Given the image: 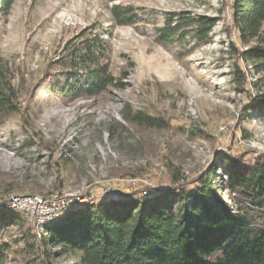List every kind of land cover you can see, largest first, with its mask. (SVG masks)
<instances>
[{
	"label": "rangeland",
	"instance_id": "374dc122",
	"mask_svg": "<svg viewBox=\"0 0 264 264\" xmlns=\"http://www.w3.org/2000/svg\"><path fill=\"white\" fill-rule=\"evenodd\" d=\"M233 2L0 0V59L15 78L20 109L0 124V210L27 194L74 195L82 198L77 208L142 196L170 187L175 171L192 184L216 167L221 186L224 155L245 162L264 155V113L250 111L264 92V69L242 57L264 46V32L244 44ZM115 5L129 10V25L116 24ZM182 14L217 19L207 44L186 31L183 41L158 42V29ZM91 32L105 41L124 88L76 100L51 92L48 79L61 75L57 63L67 45ZM126 105L130 116L140 111L165 128L126 122ZM28 223L2 233L10 250L0 264H81L79 252L44 247L45 229L29 223L37 239L30 238Z\"/></svg>",
	"mask_w": 264,
	"mask_h": 264
},
{
	"label": "trees",
	"instance_id": "16d2710c",
	"mask_svg": "<svg viewBox=\"0 0 264 264\" xmlns=\"http://www.w3.org/2000/svg\"><path fill=\"white\" fill-rule=\"evenodd\" d=\"M232 8L241 41H260L264 0H234ZM111 13L118 26L130 24L128 9L115 5ZM216 25L215 18L177 15L166 28L158 29L157 40L168 45L191 34L204 45ZM77 40L81 41L70 42L59 58L62 73L49 77V90L76 100L94 98L112 87L123 89L124 84L110 69L105 41L92 32ZM242 57L264 69V46L250 47ZM14 80L9 66L0 59V124L20 112ZM128 110L126 105V122L165 128L159 118L140 111L130 116ZM254 110L264 113V92L255 96L250 111ZM222 162L227 178L221 186L215 182L216 167L192 184L175 171L170 187L149 189L137 197L108 198L63 214L58 222L46 226L39 242L44 247H60L64 253L79 252L81 264H264V155L250 162L224 155ZM27 223L18 211L0 210V263L10 250L2 233ZM28 225L29 237L37 239Z\"/></svg>",
	"mask_w": 264,
	"mask_h": 264
},
{
	"label": "built area",
	"instance_id": "2783aa9c",
	"mask_svg": "<svg viewBox=\"0 0 264 264\" xmlns=\"http://www.w3.org/2000/svg\"><path fill=\"white\" fill-rule=\"evenodd\" d=\"M82 198L72 197L65 198L58 196L57 199H38L30 198L28 195H19L16 198L5 201V203L14 204L18 209H24V214L32 216L36 226H41L50 215L59 214L69 211L74 203H79ZM84 200L93 201L92 198H83Z\"/></svg>",
	"mask_w": 264,
	"mask_h": 264
},
{
	"label": "bare ground",
	"instance_id": "6f19581e",
	"mask_svg": "<svg viewBox=\"0 0 264 264\" xmlns=\"http://www.w3.org/2000/svg\"><path fill=\"white\" fill-rule=\"evenodd\" d=\"M27 195L30 196V198H38V199H57L58 198V195H57V197H53V198L52 197L48 198V197H44V196H40V195H35V194H27ZM61 196L62 197H65V198L76 197L74 195H69V194H64V195H61ZM14 198H16V197H14ZM9 204L10 205H3L4 207L2 206L3 208H1V209L4 210L5 208H7V209H11V210H15V211L20 212L21 214H23L25 216V219L27 220V222H29L33 227L37 228V230L42 229L44 231V229L46 228V226L58 222L61 219V217H62L63 214H65V213H67L69 211L71 212V210L74 211V210L78 209L77 207L78 206H81L83 203H79V204L78 203H74L73 204V207L70 208L69 211H64V212H61L59 214L50 215L47 218V220H45V223H43V225H41V226H36L35 225L34 218L32 216H28V215L24 214V209H18L16 207H14V204H11V203H9Z\"/></svg>",
	"mask_w": 264,
	"mask_h": 264
}]
</instances>
